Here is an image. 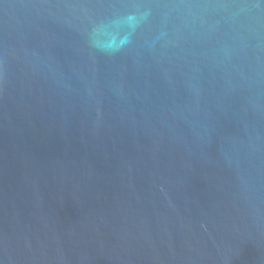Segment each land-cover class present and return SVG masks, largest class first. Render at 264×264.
<instances>
[{
    "label": "water",
    "instance_id": "water-1",
    "mask_svg": "<svg viewBox=\"0 0 264 264\" xmlns=\"http://www.w3.org/2000/svg\"><path fill=\"white\" fill-rule=\"evenodd\" d=\"M0 264H264V0H0Z\"/></svg>",
    "mask_w": 264,
    "mask_h": 264
}]
</instances>
